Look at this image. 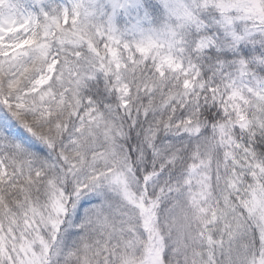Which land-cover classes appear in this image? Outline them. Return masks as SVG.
<instances>
[{
	"label": "snow or ice",
	"instance_id": "1",
	"mask_svg": "<svg viewBox=\"0 0 264 264\" xmlns=\"http://www.w3.org/2000/svg\"><path fill=\"white\" fill-rule=\"evenodd\" d=\"M0 264H264V0H0Z\"/></svg>",
	"mask_w": 264,
	"mask_h": 264
}]
</instances>
